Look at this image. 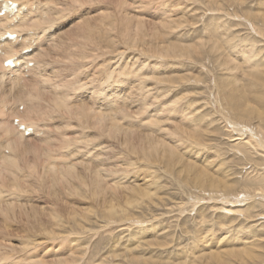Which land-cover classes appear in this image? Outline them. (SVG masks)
<instances>
[{
	"label": "rangeland",
	"instance_id": "rangeland-1",
	"mask_svg": "<svg viewBox=\"0 0 264 264\" xmlns=\"http://www.w3.org/2000/svg\"><path fill=\"white\" fill-rule=\"evenodd\" d=\"M67 1L41 0V3L45 6L43 7V12L46 13L44 17H46V20L48 19L47 23L42 25V27L38 26L39 28L31 27L33 35L28 38L30 41L26 44L30 49L28 55L33 56L35 60L37 58V61L33 60V62H30L28 69L22 73L15 75L6 73L5 78L0 80L2 81V83L0 82V136L3 128H12L11 122L15 116H22L25 122L37 126L38 129L36 134L33 129V133L25 138L13 134L11 136L14 139L12 143L13 149H9L8 145L3 143L2 138H0V212L3 211V213H0V237L3 236L2 239L5 241L4 243L0 238V252L7 256H2L3 258L0 259L12 258L13 254H15L14 257L16 258V254L24 249L22 243L41 241L43 242L41 247L45 245L41 249L53 248L52 244L54 243L49 239L48 232L42 235L41 232L43 230L41 228L46 225L45 222L52 210L59 211L60 218L67 222L69 219H67L68 216L66 214L68 213L66 210L74 208L73 211L80 218L83 216V211L87 209L91 211L89 222H92L90 224L92 231L90 235L92 237L90 238L92 240L90 239V248L88 247V264H95L106 255L105 259H103L104 264L107 261L106 264H244V262L245 264H264V197L262 198L264 196V149H262L264 148V87H261V85H264V0H233L231 3L229 0H216V3L214 0H120V2L119 0H81V2H76L78 4L74 3V5ZM116 2L120 3L118 7H115L117 5ZM81 3L88 7H83ZM110 5L111 7H109ZM71 6H79V8L75 7V9ZM93 7H97V9H93ZM108 8H111V10ZM106 9L110 11L108 15L115 20L128 14L129 17L133 14H136L135 17H137V14L140 13L141 15L138 14L136 20L139 23V16H141L145 26V30L142 32L152 35L154 30H156V37L164 41L163 45L166 47L171 44L184 45L186 48L190 47L191 56L179 59L161 57L158 53H149V51L144 50V47H149L150 45L145 46L143 43L139 44L138 51H134L135 49L131 43H129V46L127 45L129 39H123L119 35L117 27H113L114 24L111 23L109 29H105L99 26L97 20H91L89 22L97 30V36L101 37V39L110 40L114 45L110 43L111 46L106 48V55L102 57L100 63L98 61V64L103 66L87 68L85 72H82L84 76L78 75L80 77L74 80L77 83L73 82L72 77L69 80L67 79L68 82L59 83V81H62L61 77L63 78V75L67 73V70L60 68H68L67 65L55 62L53 58V60L51 59V55L48 58L40 59L38 54L41 51L36 49L35 41L45 35L44 37L48 40L45 38L41 49L51 48L56 44H65L68 39H70V42L79 43L83 40L84 33L82 31L83 22L81 23L82 25L77 26L78 21L82 18V20H86V18L88 19L103 10L107 11ZM137 11L139 12L137 13ZM261 14L263 16H260ZM161 19L169 20V22L177 21L173 28L169 26L165 29L162 26L164 22H161ZM136 20H134L133 26L136 24ZM169 22L167 21L166 24ZM43 31L46 33H43ZM63 32L65 34H62ZM131 36H134V32ZM146 38L144 39L149 40L148 36ZM149 44L151 43L149 42ZM196 46L197 48L199 47V51ZM44 52L47 53V51L41 53ZM247 59L251 60L248 61ZM54 67L60 70L58 71ZM54 70L60 74L56 72L58 73L57 76ZM119 70L121 73H119ZM122 72H124L123 75ZM255 73L257 75H254ZM70 74L68 72L66 76ZM259 74H262L260 79L263 78V81L261 82L260 80L258 82L262 84L257 82L260 77ZM168 75L173 77L182 75V77H187V79L185 82L176 83L177 85L175 84L176 86L172 87L167 82L162 81ZM111 77L113 78L112 80ZM116 78L119 79L116 80ZM73 79H75V76ZM249 81L251 83L250 86ZM255 81L259 85L255 84ZM64 82H66L67 88ZM252 83L255 84L254 87H252ZM59 84L63 85L64 88L61 87L60 89L64 94L71 92L69 97L75 109L77 104L83 103V106L79 105V107H87L88 109L91 107L92 110L97 109L96 111L107 112L109 119L107 116L105 117L104 120L108 121L106 124L110 126L114 123L113 121H117L115 123H119V130L113 132L115 130L112 128L115 127L114 125L109 127L105 124L106 126L99 127L101 124H98V122L99 128H97L94 123L95 119L93 120L92 118L89 119V121L91 120L90 122L85 119L80 120V122L79 119L75 118L70 121L66 113H58L53 110L54 114L56 111V114L63 115L54 116L51 109L50 117L48 115L50 112L47 113L49 105L48 107L46 106L48 102L43 101L48 100L50 95L52 96L53 90H56V86H60ZM28 85L29 89H34L28 91L26 89ZM140 86H142L141 89ZM17 90L24 91L23 95L15 96L14 94ZM257 90H259V94H257ZM232 91H237L236 93L238 94H248V97L245 98L244 107L242 106L236 110L229 104L228 95ZM35 92H37L38 96H36ZM45 92H49L50 95L49 93L46 95ZM260 95L263 97L262 99ZM39 96H43L40 97L43 101L41 99L38 100ZM254 99L257 101H254ZM38 102L39 110L40 106H44L40 112L36 109ZM19 105L21 106L20 109L18 108ZM32 107L36 109L35 113H33L35 110L31 109ZM247 107H254L253 114L249 112ZM112 111L115 112L113 113ZM37 112H39V116ZM190 112L192 113L190 114ZM260 112L263 114L261 115ZM42 115L44 117L40 118ZM191 115L195 116V119ZM186 116L189 117L191 121L189 123L192 124L188 125V128L190 127L194 131L189 129L191 130L190 132L195 133L197 131L195 133L196 137L199 135L200 138L193 139L194 141L191 140L188 143H181L182 146L177 153L182 159H175L174 161L163 157L160 162H155L152 165L147 163L145 159H141L138 154H134L135 152L132 150L142 145L146 138L161 139L160 137L164 135L162 139L166 140L169 137L167 141L170 142L169 133L171 130L167 129L174 130L175 125L179 126L181 124L187 126V124H183L186 123L184 120L187 118ZM167 121L169 122L168 125ZM65 124L71 130H67L68 128ZM155 124H158L159 127L162 125L165 132L164 129H160L162 126L159 128ZM105 127L111 129L109 130ZM60 128L62 129L60 130ZM100 129L101 131L99 132ZM103 130H107L108 133L107 131L103 132ZM166 130L168 133H166ZM151 134L154 135L151 136ZM239 134L245 142L243 141L241 145L236 147L231 142V139ZM166 135H168L167 138ZM125 141H127V146L124 144ZM249 141L251 142L249 143ZM140 142L141 144L138 145ZM173 144L177 146V143L173 142ZM132 145H136V147L131 149ZM33 146L36 149L41 146V150L39 149L37 152L43 153L45 156L39 153V157L37 152L32 151L35 150ZM28 149L32 151L31 154ZM245 149L248 150L245 151ZM137 151H140L139 147ZM48 152L51 155L49 157ZM21 153L24 154L22 155ZM25 154H27V157ZM15 155L17 156L14 157ZM3 157H9L12 160H9L10 164ZM27 159L28 161H26ZM32 159L35 162V166L37 165L36 167H34V164L31 166V163H34ZM139 160L141 161L139 162ZM166 160L171 161V163L166 162ZM189 161L194 166L198 165V168L196 169V166L194 167ZM17 163L18 165L16 166L18 168L14 166ZM28 163H30V167L27 166ZM189 164L190 167H186ZM32 167L33 172H36L34 171L35 169L38 170L37 173H34V175L37 174L38 176L31 174L30 170ZM199 167H201L203 174L209 172L207 174L213 178L212 180L216 182L226 181L227 185L225 183V186L227 187L224 186V182H219L223 186L221 185L218 188L208 186V183H204V181H207V179L205 180L207 177H204L205 174L203 175L198 171L200 170ZM98 168L104 171H98ZM193 168L195 170H191ZM45 169L54 173L50 174L51 172L48 173ZM68 169L71 173L68 172ZM63 171H65L64 174ZM96 172L97 175L94 174ZM194 173L198 177L201 173L203 176L200 179L203 182ZM212 174L217 177V179L215 178L216 180ZM95 176L97 179L99 178L98 181L101 180L102 184L105 182L103 184L104 189L109 190L101 198H93L85 187V184L87 186L90 182L97 183V181H94L96 180ZM103 176L107 178L108 185L106 180H103L105 179ZM194 176L200 180L199 183H197L198 180ZM82 177L83 180L81 181ZM192 179L195 180L193 181ZM108 182H110L111 186L115 185V191L107 189L110 186ZM117 182L120 185H116L115 183ZM202 184H206L207 187ZM21 188H25V191L21 190ZM124 189L126 192H124ZM133 189H137L138 193L140 191L141 193L128 192ZM110 191L111 193H109ZM112 191L115 193L112 194ZM115 194L117 195L116 198H114ZM134 194L137 195L134 196ZM110 202H112L111 205L114 208V211H112L114 221L111 223H109L106 212H104L105 209H109V206L111 207ZM27 206L30 209H34L33 214H30L32 211ZM11 208L14 209L13 213L10 211ZM5 213L6 216L4 215ZM27 214L29 215L28 217H26ZM3 215L5 218H2ZM44 215L47 217H44ZM122 216L125 217L122 218ZM117 217H119L118 220ZM120 218L124 220H120ZM72 222L73 220H70V224H64L66 227H64V232L68 231L66 229L69 228L68 226L71 227ZM128 223V229L120 225L125 224L127 227ZM75 230L77 231L79 228L76 227ZM118 230L121 231V234L120 231L118 233ZM138 231L140 232L138 233ZM12 236L19 243L12 239ZM254 236L260 242L256 241ZM5 238H11V241ZM39 238L41 239L39 240ZM223 239L226 241L224 242ZM7 242L10 243L7 245ZM87 242L90 241L88 240ZM167 243H169L168 246ZM250 243L252 244L250 245ZM4 244L6 245L4 246ZM1 246L7 247L5 249L9 254L7 251H3L4 249L2 250L3 247ZM235 246L236 248L239 247V252ZM132 248L133 250H131ZM248 248H250L249 252ZM136 249H138L137 252L135 251ZM222 249L224 251L233 249L234 254L230 253L232 252L230 251L229 253L225 252L228 254L226 255ZM251 249L255 250L252 251ZM207 252H210L211 255L217 252L220 256L218 255L219 258L213 261L218 256L214 254L216 257L211 258L214 256ZM247 252L249 255L246 254ZM222 253L223 255L221 256ZM207 255L210 258H204ZM233 255H238V258ZM48 257L50 256L45 254L46 260L50 259ZM119 257L122 259H119ZM8 259L6 262L4 260V263L0 261V264H11L14 260ZM195 259L198 261L196 262ZM209 260L211 261L208 262ZM218 260L220 262L223 260V262L220 263Z\"/></svg>",
	"mask_w": 264,
	"mask_h": 264
},
{
	"label": "bare ground",
	"instance_id": "bare-ground-1",
	"mask_svg": "<svg viewBox=\"0 0 264 264\" xmlns=\"http://www.w3.org/2000/svg\"><path fill=\"white\" fill-rule=\"evenodd\" d=\"M70 3H73V5H74V3H76V2H78V1H80L81 2V0H68ZM67 1V2H68ZM103 1H105V0H103ZM176 1V0H175ZM216 0H214V2H215ZM228 1V0H227ZM230 1V3H231V1H233V0H229ZM49 2V1H48ZM64 2H66V1H64ZM63 2V3H64ZM119 2H120V0H119ZM119 2H116V4L117 5H115V7H118V5L120 4ZM126 2V1H125ZM217 2V1H216ZM215 2V3H216ZM179 3V2H178ZM226 3V2H225ZM9 4H13V5H16V7L15 8H9ZM76 4H78V3H76ZM80 4V3H79ZM83 3H81V5H82ZM122 4V3H121ZM234 4V3H233ZM5 5H7L8 7H5ZM66 5H67V3H66ZM107 5V4H106ZM124 5V4H123ZM125 5H126V3H125ZM137 5V4H136ZM83 7H86V6H84V5H82ZM94 6V5H93ZM96 6V5H95ZM43 7H45L42 3H41V0H0V12H2L3 10H5L6 11V13H5V15L4 16H0V56H2V57H0V80H3L4 78H5V75H6V73L7 74H9V75H15V74H20V73H22L24 70H26V69H28V65H29V63L30 62H33V60H35V59H33V56H29L28 55V53H29V47H27V43L30 41L28 38L30 37V36H32L33 35V32H32V30L33 29H31V27H37V28H39L38 26H41L42 27V25H44V24H46L47 23V20H46V17H44V15L46 14V13H44L43 12ZM72 8L74 7V6H71ZM75 7H77V8H79V6H75ZM74 7V8H75ZM88 7V6H87ZM92 7V6H91ZM98 7V6H97ZM97 7H93V9L94 8H96L97 9ZM109 7H111V5L109 6ZM126 7V6H125ZM34 8H35V11H34ZM67 8H68V6H67ZM81 8V7H80ZM138 8V7H137ZM136 8V9H137ZM181 8H182V6H181ZM180 8V9H181ZM210 8V7H209ZM45 9V8H44ZM64 9H66V8H64ZM71 9V8H70ZM76 9V8H75ZM108 9H110L111 10V8H108ZM135 9V10H136ZM68 10H69V8H68ZM99 10V9H98ZM97 10V11H98ZM107 10V9H106ZM145 10V9H144ZM144 10H142V11H144ZM177 11H178V9H177ZM128 12V11H127ZM127 12H126V14H127ZM135 12V11H134ZM133 12V13H134ZM139 11H137V13H138ZM110 13V11L109 10H107V11H105V10H103V11H101V12H99L98 14H96V15H94V16H90V18H86V20H80V21H78V25L77 26H80V25H82L83 24V26H82V31H83V33H84V37H83V40L81 41V42H79V43H75V42H70V39H68L67 40V42L65 43V44H56L55 46H53V47H47V48H43V49H41V46H42V44H43V41L45 40V38L46 37H44L45 35H43V36H41V37H39L38 39V41H35V43H36V49L37 50H40L41 52H43V51H47V53L46 52H44V53H41V52H39V54H38V57L40 58V59H44L45 57H49L50 55H51V59L53 58L54 59V61L56 62H61V63H65L66 65H67V67L68 68H60V69H65V70H67V73L69 72V73H71L70 75H68V76H66V74L65 75H63V74H61V75H63L64 77H66L64 80H63V78L61 77V76H59V77H61V79H62V81H59V83H61V82H63V81H67L68 82V80H69V78H71L72 77V80H73V82H75L74 80H76V79H78L77 77H80V76H78V75H83L84 76V74L82 73L83 71L85 72L86 71V69L87 68H93L94 66H101L102 64H98V61H99V63L101 62V60H102V57L103 56H105L106 55V53H107V51H106V48H108V46H111L110 45V43H111V41L110 40H108V39H101V37H99V36H97V30L95 29V28H93L92 27V25H91V23L89 22V21H91V20H97V22H98V24H99V26L101 27V28H105V29H109V26H111V23L112 24H114V28L115 27H117V30H118V33H119V35L123 38V39H125V38H128L129 39V42H127V45L129 46L130 44L129 43H131L132 44V46L134 47V51H138V47H139V44H141V43H143V45H150L149 47H144V50H147V51H149V53L151 52V53H153V52H155V53H158V55H160L161 57H166V58H183V57H186V56H188L189 57V55H190V47L189 48H186L184 45V47L182 46V45H170V46H165V45H163L164 44V41H162V40H160V38L159 39H157L158 37H156V30H154V32H153V34L152 35H150V34H148L147 32L146 33H144V32H142L143 30H145V26L143 25V21H142V18H141V16H139V18H140V20H139V23L137 22L138 20H136L137 19V17H138V14H140V13H138L137 14V17H135V15L136 14H133V15H130L131 17H129L128 15H126V16H124V17H119L117 20H115V19H113V18H111V16L110 15H108ZM117 14V13H116ZM114 15V14H113ZM141 15V14H140ZM175 16V15H174ZM260 16H263L262 14L260 15ZM165 17V16H164ZM184 17V16H183ZM223 17V16H222ZM85 18V17H84ZM183 19V18H182ZM134 20H136V24L133 26V22H134ZM219 20V19H218ZM230 20V19H229ZM111 21V22H110ZM168 22H169V20H167ZM166 19H164V20H162L161 19V22H164V23H162V26L163 27H165V29H167L169 26L170 27H172L173 28V26H175V23H176V21H175V19H174V21L175 22H169V23H167L166 24ZM172 21H173V19H172ZM181 21V20H180ZM223 21H224V19H223ZM83 22V23H82ZM85 22V23H84ZM183 22V21H182ZM82 23V24H81ZM157 23V22H156ZM181 23V22H180ZM179 23V24H180ZM185 23V22H184ZM166 24V25H165ZM132 25V26H131ZM75 26V25H74ZM155 26H156V24H155ZM161 26V25H160ZM157 28V27H156ZM171 28V29H172ZM71 29V28H70ZM69 29V30H70ZM73 29V28H72ZM170 29V28H169ZM35 30V29H34ZM177 30V29H176ZM163 31V30H162ZM67 32H69V31H67ZM134 32V36H131V34ZM159 32V31H158ZM195 32V31H194ZM219 32V31H218ZM43 33H46L45 31H43ZM155 33V34H154ZM216 33V32H215ZM15 35L16 36V38H14V39H10V38H8V35ZM62 34H65V32H63ZM218 34V33H217ZM169 35V34H168ZM245 35V34H244ZM58 36H60V35H58ZM146 36H148L149 37V40H146V39H148V38H146ZM62 37V36H61ZM161 37V36H160ZM168 37V36H167ZM178 37H180V36H178ZM42 38H44V39H42ZM58 38V37H57ZM63 38V37H62ZM144 38H146V39H144ZM59 39V38H58ZM64 39V38H63ZM46 40H48L47 38H46ZM157 40H158V42H157ZM245 41H247V40H245ZM149 42L151 43V44H149ZM169 42V41H168ZM61 43V42H60ZM144 43H146V44H144ZM161 43V44H160ZM174 43V42H173ZM180 43V42H179ZM111 44H113L114 45V43H111ZM241 44V43H240ZM254 47V46H253ZM142 48H143V46H142ZM141 48V49H142ZM196 48H197V46H196ZM199 48V47H198ZM197 48V49H198ZM140 49V50H141ZM251 49V48H250ZM143 50V51H144ZM200 49H198V51H199ZM247 50V49H246ZM194 51H195V49H194ZM256 51V50H255ZM97 52V53H96ZM99 52H100V54H99ZM193 52V51H192ZM138 53V52H137ZM140 53V52H139ZM154 53V54H155ZM195 53V52H194ZM193 54V53H192ZM100 55V56H99ZM152 55V54H151ZM35 56V55H34ZM191 56V55H190ZM193 56V55H192ZM196 56V55H195ZM247 57V56H246ZM253 57V56H252ZM255 57V56H254ZM35 58H36V56H35ZM52 59V60H53ZM47 60V59H46ZM235 60V59H234ZM248 61L249 60H251V59H247ZM37 61V58H36V60H35V62ZM54 61H51V62H54ZM228 61V60H227ZM230 61V60H229ZM237 61V60H236ZM6 62H11L12 63V65L11 66H5V63ZM54 62V63H55ZM252 62H254L253 60H252ZM232 63H235V62H232ZM259 63V62H258ZM58 65H59V63H57ZM56 64V65H57ZM115 64V63H114ZM252 64V63H251ZM51 65V64H50ZM62 65V64H61ZM65 65V66H66ZM120 65V64H119ZM259 65V64H258ZM103 66V65H102ZM122 66V65H121ZM120 66V67H121ZM62 67H64V66H62ZM99 67H98V69H99ZM115 67V66H114ZM55 68V67H54ZM118 68V67H117ZM117 68H116V70H117ZM136 68V67H135ZM56 69V68H55ZM59 69V70H60ZM96 69H97V67H96ZM133 69V68H132ZM56 70H58V69H56ZM58 70V71H59ZM142 70V69H141ZM141 70H140V72H141ZM58 71H56V72H58ZM88 71V70H87ZM105 71V70H104ZM113 71H115L114 69H113ZM122 71V70H121ZM125 71V70H124ZM145 71V70H144ZM18 72V73H17ZM54 72H55V70H54ZM53 72V73H54ZM55 72V74L57 75L58 73H56ZM90 72V71H89ZM92 72H94V71H92ZM252 72V71H251ZM80 73H82V74H80ZM119 73H121L120 72V70H119ZM130 73V72H129ZM258 73V72H257ZM257 73H255L254 75H257ZM54 74V75H55ZM60 74V73H59ZM90 74V73H89ZM115 74V73H114ZM124 74V72H122V75ZM127 74V73H126ZM141 74V73H140ZM55 75V76H56ZM132 75V74H131ZM58 76V75H57ZM74 76H75V79H73L74 78ZM92 76V75H91ZM115 76V75H114ZM113 76V77H114ZM155 76V75H154ZM161 76V75H160ZM260 76V77H259ZM259 79L257 80V78H256V80H257V82L258 81H260L261 80V82L263 81L262 79H260L261 78V76H262V74L260 75L259 74ZM125 77H126V75H125ZM124 77V78H125ZM190 77V76H189ZM41 78V77H40ZM57 78V77H56ZM90 78V77H89ZM123 78V79H124ZM141 78V77H140ZM158 78V77H157ZM252 78V77H251ZM60 79V78H59ZM68 79V80H67ZM113 78L111 77V80H112ZM115 79V78H114ZM117 79H119V78H116V80ZM186 79H187V77H182V75H179V77H173V76H166V78L165 79H162V81H164V82H167L168 84H169V86L171 85L172 87H174V86H176L177 84L176 83H183V82H185L186 81ZM189 79V78H188ZM88 80V79H87ZM91 80V79H90ZM110 81V80H109ZM114 81V80H113ZM112 81V82H113ZM142 81H143V79H142ZM149 81H151V80H149ZM178 81V82H177ZM1 83H2V81H0ZM51 82H53V81H51ZM56 82V81H55ZM80 82V81H79ZM111 82V81H110ZM147 82V81H146ZM259 83V84H262V83ZM65 84H66V82H64ZM75 83H77V82H75ZM101 83V82H100ZM105 83V82H104ZM116 83L118 84V82L116 81ZM140 83V82H139ZM156 83V82H155ZM166 83V84H167ZM258 83H256V81H255V84H257V85H259ZM264 83V82H263ZM85 84V83H84ZM94 84V83H93ZM142 84V83H141ZM149 84V83H148ZM176 84V85H175ZM250 81H249V86H250ZM255 84H253L252 83V87H254V85ZM60 85V84H59ZM140 85V84H139ZM144 85H146V84H144ZM56 86V85H55ZM65 86V85H64ZM32 87H34V86H32ZM61 87H63V85L61 86H56V90H53L54 92L52 93V96L50 95V93H49V95H50V97H48L49 99L48 100H42L40 97H43V96H39L38 97V100L39 99H41L43 102H48V104L46 105L45 103V105L48 107V105H49V111H47V107L45 108V110L47 111V113H49L50 112V109L52 110L51 112L53 113V110H56L58 113H66L68 116H69V118H70V121L71 120H73L74 118L75 119H79V121L80 120H83V119H85L86 121H89V119L90 118H92L93 120H94V123L97 125L96 127L97 128H99V127H103V126H106V125H108V124H106L108 121H106V120H104L105 119V117L107 116V112L106 113H104L103 111H96V110H92V108L90 107L89 109L87 108V107H79V105H81V106H83L82 104L83 103H81V104H77L76 105V109H75V106L71 103V101H70V97H69V94H71V92L70 93H63V91L60 89ZM141 87L142 86H140V89H141ZM144 87V86H143ZM255 87H257V86H255ZM260 87V86H259ZM261 87H264V85L262 86L261 85ZM260 87V88H261ZM64 88V87H63ZM66 88H67V84H66ZM145 88V87H144ZM170 88V87H169ZM259 88V89H260ZM26 89L29 91L30 89H34V88H30L29 89V85L28 86H26ZM55 89V88H54ZM69 89H71V88H69ZM73 89H75V88H73ZM151 89H152V87H151ZM254 89H257V88H254ZM165 90V89H164ZM37 91V90H36ZM173 91V90H172ZM242 91V90H241ZM247 91V90H246ZM256 91V90H255ZM258 91L259 90H257V94H259L258 93ZM38 92V91H37ZM37 92H35L36 93V96H38L37 95ZM228 92H230V91H228ZM227 92V93H228ZM237 92V91H236ZM236 92H233L232 91V93H230L228 96V99H229V104L233 107V108H236V110L237 109H239L240 107H242L243 105H244V103H245V98L246 97H248V94H238V93H236ZM245 92V91H244ZM23 93H24V91L22 92V91H19V90H17L16 91V93L14 94L15 96H17V97H19V96H21V95H23ZM31 93V92H30ZM44 93V92H43ZM48 93H46L45 92V94L47 95ZM168 93V92H167ZM247 93V92H246ZM44 94V95H45ZM263 94V93H262ZM261 94V95H262ZM12 95V94H11ZM25 95L27 96V94L25 93ZM39 95H40V91H39ZM42 95V94H41ZM227 95V94H226ZM260 95V97H261V99L263 98L262 96ZM264 95V94H263ZM32 96H34V95H32ZM128 97V96H127ZM131 97V96H130ZM9 98V97H8ZM32 98H34V97H32ZM32 98H30V99H32ZM46 98H47V96H46ZM139 98V97H138ZM143 98V97H142ZM161 98V97H160ZM251 98V97H250ZM253 98V97H252ZM36 99V98H35ZM44 99H45V97H44ZM162 99V98H161ZM256 99H258V98H256ZM15 100V99H14ZM13 100V101H14ZM37 100V101H38ZM226 100V99H225ZM249 100V99H248ZM263 100H264V98H263ZM36 101V102H37ZM129 101V100H128ZM142 101V100H141ZM254 101H257V100H255L254 99ZM226 102V101H225ZM260 102H261V100H260ZM249 103H250V101H249ZM257 103V102H256ZM35 104V103H34ZM41 104H42V102H41ZM114 104V103H113ZM117 104V103H116ZM21 105V104H20ZM19 105V109H20V106ZM35 105H37V104H35ZM128 105V104H127ZM38 106H39V102H38V105H37V108L36 109H38ZM113 106V105H112ZM246 106V105H245ZM263 106V105H262ZM41 108L43 107L44 108V106H40ZM107 107V106H106ZM206 107V106H205ZM244 107V106H243ZM41 108H40V110H41ZM42 108V109H43ZM110 108V107H109ZM123 108V107H122ZM248 108V107H247ZM249 108H251V109H249ZM248 108V110H249V112L250 113H252L253 114V108L254 107H249ZM262 108V107H261ZM31 109H34V107H32ZM36 109H34L35 111H33V113H35L36 112ZM111 109V108H110ZM116 109V108H115ZM263 109V108H262ZM39 110V109H38ZM40 110H39V112H40ZM101 110V109H100ZM256 110H257V107H256ZM264 110V109H263ZM44 111V110H43ZM56 111H55V114L53 113V115L54 116H63L62 114H56ZM93 111V112H92ZM145 111H147V110H145ZM39 112H37V114H38V116H39ZM51 112L48 114V115H50L51 114ZM113 112V111H112ZM115 112V111H114ZM113 112V113H114ZM236 112V111H235ZM234 112V113H235ZM239 112V111H238ZM257 112V111H256ZM112 113V114H113ZM144 113V112H143ZM176 113V112H175ZM192 112H190V114H191ZM249 113V114H250ZM261 113V112H260ZM264 113V112H263ZM263 113H261V115L263 114ZM32 114V113H31ZM40 114H42V113H40ZM45 114V113H44ZM120 114V113H119ZM194 114V113H193ZM192 114V115H193ZM36 115V114H35ZM47 115V114H46ZM53 115H52V117H53ZM170 115V114H169ZM189 115V114H188ZM191 115V116H192ZM258 115H260V114H258ZM260 115V116H261ZM37 116V115H36ZM58 116V117H59ZM68 116H66V117H68ZM110 116V115H109ZM117 116V115H116ZM119 116V115H118ZM143 116V115H142ZM44 117V115H42V117H40V118H43ZM46 117V116H45ZM50 117H51V115H50ZM57 117V118H58ZM187 117V116H186ZM193 117V116H192ZM195 117V116H194ZM193 117V119H195ZM259 117V116H258ZM48 118V117H47ZM56 118V117H55ZM61 118V117H60ZM65 118V117H64ZM98 118V119H97ZM107 118H108V116H107ZM251 118H252V116H251ZM261 119H262V117H260ZM59 119V118H58ZM67 119V118H66ZM109 119V118H108ZM114 119V118H113ZM122 119H124V118H122ZM162 119V118H161ZM260 119V121H262ZM116 120V119H115ZM120 120H121V118H120ZM185 121H186V123H183V124H187V126H185V125H179V126H177V125H175V128H173L174 130H172V129H167V130H171V132L169 133V135H170V142H168L167 141V139H169V137L167 138V136L168 135H166V140H164V139H162V137L164 136H162V137H160L161 139H159V138H153L152 139V137L151 138H146L145 139V141H143L142 142V145H140L141 144V142L138 144V145H140V146H138L139 148H140V151L138 152L137 151V148L138 147H136V145L134 146V145H132L133 147L131 148V149H134L135 147V149L134 150H132V151H134L135 153V155H139L140 157H141V159H145V161H147V163H151L152 165H153V163H155V162H160V160H162L161 158H163V157H165V158H168V159H171V160H174L175 161V159L176 160H180V159H182V157L177 153V151H179L180 149L179 148H181V146H182V144L181 143H188V142H190L191 140H193V139H196V138H198L199 137V135H198V137H196V132L197 131H195V133H193L194 131L192 130V128H188V125L190 126V125H192V124H190L189 122H191L190 120H189V117H187V118H185L184 119ZM199 120V119H198ZM208 120V119H207ZM258 120H259V118H258ZM15 121H17V122H15ZM86 121H85V123H86ZM91 121V120H90ZM89 121V122H90ZM96 121V122H95ZM106 121V122H105ZM125 121V120H124ZM164 121H166V120H164ZM169 122H170V120H168ZM167 121V125H168V122ZM203 121V120H202ZM237 121V120H236ZM242 121V120H241ZM81 122V121H80ZM97 122H98V124L100 123L101 124V126H99L98 124H97ZM110 122V121H109ZM114 123H112L111 125L113 126H115V127H112L113 128V132H116V131H118L119 130V127H118V124L119 123H115V122H117V121H113ZM141 122V121H140ZM16 123V124H15ZM122 123V122H121ZM120 123V124H121ZM159 123V122H158ZM175 123V122H174ZM173 123V124H174ZM89 125H90V123H88ZM92 124H93V121H92ZM91 124V126L92 127H94V125H92ZM106 124V125H105ZM164 124V123H163ZM172 124V123H171ZM194 124V123H193ZM11 125H12V128L11 129H7V128H3L2 129V131H1V136H0V138H2V140H3V143H5L6 145H8L7 147L9 148V149H13V147H12V143L14 142V139H13V137H11L13 134H17V135H19V136H21L22 138H25V137H28V136H30L32 133H33V129H34V132H35V134L38 132V129H37V126H34V125H32V124H29V123H27V122H25V120L23 119V117L22 116H15L13 119H12V122H11ZM83 125V124H82ZM81 125V126H82ZM86 125H87V123H86ZM110 125V126H111ZM156 126H158L159 127V125L158 124H155ZM154 125V126H155ZM237 125V124H236ZM65 126H67L66 124H65ZM99 126V127H98ZM109 126V125H108ZM109 126V127H110ZM130 126V125H129ZM162 126V125H161ZM160 126V127H161ZM165 126V125H164ZM24 128V130H22L21 128ZM84 127V126H83ZM107 128V127H105V128H107V129H111V128ZM145 127V126H144ZM147 127V126H146ZM159 127V128H160ZM68 128V129H67ZM67 130H69L70 128H69V126H67ZM90 129H92L91 127H89ZM126 128V127H125ZM154 128V127H153ZM31 130V133L30 134H26V131H28V130ZM62 128H60V130H61ZM65 129V130H66ZM94 129V128H93ZM160 129H164L163 128V126H162V128H160ZM189 129H191L193 132H190L191 130H189ZM59 130V129H58ZM71 130V129H70ZM95 130H96V128H95ZM105 130V129H104ZM103 130V132H106V131H104ZM155 130H156V127H155ZM167 130H166V133H168L167 132ZM11 131H12V133H11ZM101 131V129L99 130V132ZM142 131V130H141ZM158 131V130H157ZM64 132V131H63ZM67 132V131H66ZM164 132H165V129H164ZM240 132V131H239ZM60 133V132H59ZM107 133H108V131H107ZM160 134V133H159ZM159 134H157V135H159ZM199 134V133H198ZM200 134H201V132H200ZM242 134H243V132H242ZM241 134V135H242ZM154 135V134H153ZM152 134H151V136H153ZM157 135H155V136H157ZM203 135V134H202ZM236 135V134H235ZM94 136V135H93ZM104 136H106V135H104ZM161 136V135H160ZM243 136V135H242ZM244 137V136H243ZM31 138V137H30ZM104 138V137H103ZM200 138V137H199ZM198 138V139H199ZM245 138V137H244ZM247 138V137H246ZM98 139V138H97ZM116 139V138H115ZM130 140V139H129ZM246 140V139H245ZM96 141V140H95ZM141 141V140H140ZM186 141V142H185ZM194 141V140H193ZM244 141V139L240 136V134L239 135H237V136H234L232 139H231V142L233 143V145L234 146H236V147H238V145H241V143ZM102 142V141H101ZM106 142V141H105ZM129 142V141H128ZM173 142L174 143H177L176 145L177 146H174L175 144H173ZM196 142V141H195ZM205 142V141H204ZM245 142V141H244ZM246 142H248V141H246ZM251 141H249V143H250ZM130 143V142H129ZM197 143V142H196ZM202 143V142H201ZM124 144L127 146V141H125L124 142ZM181 144V145H180ZM191 144V143H190ZM259 144H261L260 142H259ZM27 145V144H26ZM35 145H37V144H35ZM231 145V144H230ZM246 145H248V144H246ZM258 145V144H257ZM37 146H39V145H37ZM36 146V147H37ZM193 146V145H192ZM197 147H199V146H197ZM203 147H205V146H203ZM232 147V146H231ZM259 147V146H258ZM33 148H34V146H33ZM40 148H41V146H40ZM39 147L36 149V148H34L35 150H32L33 152H37V150H39L40 149ZM110 148V147H109ZM130 148V147H129ZM248 148V147H247ZM260 148H261V146H260ZM23 149V148H22ZM53 149H55V148H53ZM183 149H184V147H183ZM197 149V148H196ZM256 149V148H255ZM262 149H264V148H262ZM15 151H18V150H16V149H14ZM21 150V149H20ZM29 150V149H28ZM41 150V149H40ZM182 150V149H181ZM202 150V149H201ZM211 150V149H210ZM246 150H248V149H245V151ZM250 150H251V148H250ZM249 150V151H250ZM260 150V149H259ZM258 150V151H259ZM14 151V152H15ZM30 151V150H29ZM29 151H27V152H29ZM32 151H30V154H31V152ZM46 151V150H45ZM50 151V150H49ZM107 151V150H106ZM214 151V150H213ZM20 152V151H19ZM18 152V153H19ZM25 152H26V150H25ZM43 152V151H42ZM252 152V151H251ZM38 153V152H37ZM37 153H35V154H37ZM40 153V152H39ZM39 153H38V156L40 157V155H39ZM53 153V152H52ZM105 153V152H104ZM108 153V152H107ZM179 153H181V152H179ZM22 154V153H21ZM24 154V153H23ZM22 154V155H23ZM30 154H28V155H30ZM33 154V153H32ZM41 154V153H40ZM213 154V153H212ZM26 155V157H27V154H25ZM41 155H43V153L41 154ZM106 155V154H105ZM187 155V154H186ZM217 155V154H216ZM17 155H15L14 157H16ZM20 156V155H19ZM43 156H45V155H43ZM49 156H51L50 155V153L48 152V157ZM30 157H33V156H30ZM98 157V156H97ZM123 157V156H122ZM3 158H5V160L6 161H8L7 163H9V160L10 161H12L11 159H9V157H3ZM19 158V157H18ZM22 158V157H21ZM23 158H24V156H23ZM36 158L38 159V157H37V155H36ZM108 158V157H107ZM14 159H16V158H14ZM24 159H26V158H24ZM31 159V158H30ZM49 159V158H48ZM33 160V159H32ZM105 160V159H104ZM190 160V159H189ZM26 161H28V159L26 160ZM47 161H49V160H47ZM141 160H139V162H140ZM164 161V160H163ZM197 161V160H196ZM218 161V160H217ZM248 161V160H247ZM23 162H25V160H23ZM33 162H34V160H33ZM37 162H39V161H37ZM99 162V161H98ZM166 162H170L171 163V161H169V160H166ZM165 162V163H166ZM190 162V161H189ZM193 162V161H192ZM213 162V161H212ZM13 163V162H12ZM21 163V162H20ZM191 163V162H190ZM209 163V162H208ZM211 163V162H210ZM215 163H216V161H215ZM10 164V163H9ZM32 165L31 166H33V164H34V167H36L35 166V162L34 163H31ZM37 164V163H36ZM38 164H40V163H38ZM185 164V163H184ZM191 164H193V163H191ZM197 164V163H196ZM214 164V163H213ZM14 165V164H13ZM13 165H11V166H13ZM16 165H18V163L17 164H15L14 166H16ZM30 165V163H28V165L27 166H29ZM47 165V164H46ZM148 165H150V164H148ZM155 165V164H154ZM10 166V167H11ZM88 166V165H87ZM193 166H194V164H193ZM196 166V169L198 168L197 166L198 165H195ZM194 166V167H195ZM17 168H18V166H16ZM21 167V166H20ZM30 167V166H29ZM83 167V166H82ZM94 167V166H93ZM99 167V166H98ZM156 167H157V165H156ZM186 167H190V164L188 165V166H186ZM202 167V166H201ZM201 167H199V169L201 168ZM207 167V166H206ZM25 168H26V166H25ZM192 168V167H191ZM16 169V168H15ZM26 169H28V168H26ZM31 169V168H30ZM37 169H38V167H37ZM81 169V168H80ZM97 169V168H96ZM149 169V168H148ZM151 169V168H150ZM154 169V168H153ZM159 169V168H158ZM220 169V168H219ZM18 170V169H17ZM32 170V171H31ZM30 170V172H32L31 174H33L34 175V173H37L38 172V170H34V171H36V172H33V167H32V169ZM44 170V169H43ZM46 170V169H45ZM79 170V169H78ZM103 170V169H102ZM184 170V169H183ZM191 170H195L194 168L193 169H191ZM203 170H206V169H203ZM223 170V169H222ZM47 171V170H46ZM46 171H44V172H46ZM73 171V170H72ZM76 171V170H75ZM96 171V170H95ZM98 171H101L100 170V168H98ZM104 171V170H103ZM103 171H101V172H103ZM198 171H200L201 173H202V170L200 169V170H198ZM41 172V171H40ZM48 172V171H47ZM49 172H51V171H49ZM48 172V173H49ZM64 172L65 171H63V174H64ZM68 172H70V170L68 169ZM67 172V173H68ZM100 172V173H101ZM195 172V171H194ZM203 172H205V171H203ZM48 173H46V174H48ZM54 172H51L50 174H53ZM66 173V174H67ZM71 173V172H70ZM99 173V174H100ZM200 173V176L198 177V176H196L197 174L196 173H194L195 174V176L196 177H198L199 179H200V177H202L204 174H205V176L204 177H207V178H205V180L207 179V181H204V183L206 182V184L208 183L209 185L208 186H211V187H216V188H218V187H220L221 185H220V183L221 182H224V186H225V183H226V185H227V182L226 181H214V180H212L213 178H211V176H209L207 173H209V172H205L203 175ZM215 173V172H214ZM31 174H29V175H31ZM69 174V173H68ZM95 175H97V172L96 173H94ZM103 174V173H102ZM179 174V173H178ZM199 174V173H198ZM219 174V173H218ZM225 174H227V173H225ZM37 175V174H36ZM36 175H34V176H36ZM55 175V174H54ZM58 175V174H57ZM76 175V174H75ZM150 175V174H149ZM152 175H154V174H152ZM188 175V174H187ZM38 176V175H37ZM73 176V175H72ZM79 176H81V175H79ZM94 176V175H93ZM189 176V175H188ZM194 176V178L196 179V180H198L196 177ZM212 176H214L213 174H212ZM32 177V176H31ZM44 177V176H43ZM61 177H63V176H61ZM74 177V176H73ZM96 177V176H95ZM95 177H94V179H95ZM98 177H100L99 175H98ZM104 178H105V176H103ZM107 177V176H106ZM203 177V178H204ZM41 178V177H40ZM56 178H57V176H56ZM55 178V179H56ZM188 178V177H187ZM217 179V177H215L214 176V179ZM16 179V178H15ZM37 179H39L38 177H37ZM43 179V178H42ZM41 179V180H42ZM80 179V178H79ZM93 179V178H92ZM93 179V180H94ZM99 179V178H98ZM98 179H97V177H96V180H94V181H97V183L96 182H90L89 184H87V186H86V184H85V187L88 189V192H89V194H91V196L93 197V198H95V197H99V198H101V196H103L104 195V193L107 191H109V190H106V189H104L105 187L103 186V184L105 183V182H103V184H102V182H100L101 180H99L98 181ZM103 179V178H102ZM183 179H184V181H185V178L183 177ZM194 179V180H195ZM215 179V180H216ZM40 180V179H39ZM58 180V179H57ZM83 180V177H82V179H81V181ZM103 180H106V184H107V178H105V179H103ZM193 180V179H192ZM193 180V181H194ZM200 180H202V179H200ZM200 180H198V182L197 183H199L200 182ZM17 181V180H16ZM22 181V180H21ZM38 181V180H37ZM62 181V180H61ZM87 181V180H86ZM15 182V181H14ZM18 182V181H17ZM196 182V181H195ZM202 182H203V180H202ZM5 183V182H4ZM20 183H22V182H20ZM35 183V182H34ZM43 183V182H42ZM102 184V185H100V184ZM109 184H110V182H108ZM24 184V183H23ZM113 184V183H112ZM116 185L118 184V182L117 183H115ZM129 184V183H128ZM153 184V183H152ZM206 184L204 185V184H202V185H204L205 187H207L206 186ZM15 185V184H14ZM18 185V184H17ZM22 185V184H21ZM44 185V184H43ZM42 185V186H43ZM108 185V184H107ZM118 185H120V184H118ZM83 186V185H82ZM223 186V185H222ZM37 187V186H36ZM84 187V188H85ZM119 188H122V187H120V186H118ZM125 187H127V186H125ZM124 187V188H125ZM225 187H227V186H225ZM224 187V189L226 190V188ZM26 188V187H25ZM25 188H21V190H24L25 191ZM39 188V187H38ZM210 188V187H209ZM209 188H207V189H209ZM215 188V189H216ZM223 188V187H222ZM237 188V187H236ZM40 189V188H39ZM45 189H46V187H45ZM81 189V188H80ZM107 189H110V190H113V191H115L116 190V188H115V185L114 186H111V184H110V186H108L107 187ZM123 189V188H122ZM125 189H127V188H125ZM125 189H124V192H126L125 191ZM211 189H213V188H211ZM27 190V189H26ZM128 190V189H127ZM200 190V189H199ZM233 190V189H232ZM31 191H33V190H31ZM34 191H35V188H34ZM81 191V190H80ZM112 191V192H113ZM120 191H121V189H120ZM207 191V190H206ZM230 191H231V189H230ZM28 192V191H27ZM42 192V191H41ZM128 192H131V193H138V190L137 189H133V190H129ZM227 192V191H226ZM229 192V191H228ZM263 192V191H262ZM30 193V192H29ZM109 193H111V191L109 192ZM115 192H113L112 194H114ZM116 193H117V191H116ZM141 193V191L138 193V194H140ZM239 193H240V191H239ZM246 193V192H245ZM261 193V192H260ZM82 194V193H81ZM111 194V195H112ZM228 194V193H227ZM230 194H232V192H230ZM257 194V193H256ZM117 195H118V193H117ZM117 195L115 194V197L114 198H116L117 197ZM137 194H134V196H136ZM262 195V194H261ZM228 196H229V194H228ZM231 196V195H230ZM240 196V195H239ZM213 197V196H212ZM264 196H262V198H263ZM226 198V197H225ZM253 198V197H252ZM235 199V198H234ZM257 199V198H256ZM259 200H261V199H259ZM131 201V200H130ZM224 201V200H223ZM227 201H228V199H227ZM233 201V200H232ZM253 201V200H252ZM108 203V202H107ZM111 203L112 202H110V205H111ZM114 203V202H113ZM251 203V202H250ZM103 204V203H102ZM117 204V203H116ZM192 204H193V202H192ZM26 205V204H25ZM28 205H30V204H28ZM33 205V204H32ZM104 205H105V203H104ZM244 205V204H243ZM66 206V205H65ZM107 206V205H106ZM226 206V205H225ZM7 207V206H6ZM9 207H11V206H9ZM13 207V206H12ZM28 207V206H27ZM27 207H26V209H27ZM32 207H34V206H32ZM40 207V206H39ZM201 207V206H200ZM223 207V206H222ZM2 208V207H1ZM111 208V209H110ZM171 208V207H170ZM19 209V208H18ZM21 209V208H20ZM23 209H24V207H23ZM28 209H30L29 207H28ZM31 209H33V208H31ZM30 209V211H32V213L30 212V214H33L34 212V209L33 210H31ZM37 209V208H36ZM73 209L74 208H72V209H69L68 211L66 210V212L68 213V214H66L68 217H67V219H69V220H67V222H65V220H63V219H61L60 218V212L59 211H55V210H52L50 213H49V215H48V218H47V221L45 222L46 223V225L43 227V228H41V230H43V232H41V234L42 235H44L46 232H48V235L50 236V240H52L53 241V243L54 244H52L54 247L53 248H50V249H48V248H46L45 250L44 249H41L43 246H45V245H43L42 247H41V245H42V243L43 242H30V243H22V245H24V249H22L21 250V252L19 253L18 252V254H16L17 256H16V258L14 257L15 256V254H11V256H13L12 258H10L9 257V259L8 260H11V259H14L13 261H12V263L11 264H88L89 263V254H88V249L90 248V243H91V240H92V238H90V237H92V236H90L91 235V233H92V231H91V229H90V224H92V222L90 223L89 221H90V213H91V211H89L88 209L86 210V211H83L82 212V217L80 218L79 216H77V214H75V212L73 211ZM124 209H126V208H124ZM128 209V208H127ZM17 210V209H16ZM15 210V211H16ZM25 210V209H24ZM101 210V209H100ZM108 210V211H107ZM107 210L105 209L104 210V212H106V216H107V219H109L108 221H109V223H111L112 221H114L113 219H114V214H112V211H114V208H113V206L111 205V207L109 206V209L107 208ZM120 210V209H119ZM119 210H118V212H119ZM187 210V209H186ZM1 211V210H0ZM11 213H13L12 211H14V209H12L11 208ZM37 211V210H36ZM35 211V212H36ZM39 211H40V209H39ZM71 211H73V212H71ZM100 212V211H99ZM102 212V211H101ZM117 212V213H118ZM171 212H172V210H171ZM0 213H3V211L2 212H0ZM7 213V212H6ZM6 213L4 214L5 216H6ZM21 214H22V212H20ZM19 213V214H20ZM24 214H25V212H23ZM38 213V212H37ZM183 213V212H182ZM186 213V212H185ZM240 213V212H239ZM14 214H16V213H14ZM44 214V213H43ZM125 214V213H124ZM151 214V213H150ZM194 214V213H193ZM2 215V214H1ZM4 215H3V217L2 218H5L4 217ZM17 215V214H16ZM120 215V214H119ZM131 215H133V214H131ZM7 216H9V215H7ZM10 216H11V214H10ZM25 216V215H24ZM29 215L27 214L26 215V217H28ZM38 216V215H37ZM65 216V215H64ZM173 216V215H172ZM258 216V215H257ZM1 217V216H0ZM12 217H13V214H12ZM17 217V216H16ZM44 217H47V216H45L44 215ZM120 217V216H119ZM119 217H117V220H118V218ZM123 217H125V216H122V218ZM9 218V217H8ZM38 218H40V217H38ZM64 218H66V217H64ZM106 218V217H105ZM122 218H120V220L122 219ZM193 218V217H192ZM97 219V218H96ZM126 219V218H125ZM176 219V218H175ZM10 220V219H9ZM21 220H23V219H21ZM70 220L72 221L73 220V222L71 223V227L70 226H68L69 228L68 229H66V230H68L67 232H64L63 230H64V227H65V223H68V224H70ZM122 220H124V219H122ZM159 220V219H158ZM229 220V219H228ZM7 221H8V219H7ZM92 221H93V219H92ZM101 221V220H100ZM107 221V220H106ZM126 221V220H125ZM125 221H124V223H125ZM254 221V220H253ZM2 222V221H1ZM115 222H116V220H115ZM121 222H123V221H121ZM127 222V221H126ZM149 222V221H148ZM7 223V222H6ZM97 223V222H96ZM130 223V222H129ZM129 223H128V226L126 227V225L125 224H120L121 225V227H125L126 229H128L129 228ZM139 223V222H138ZM144 223V222H143ZM146 223V222H145ZM131 225V224H130ZM164 225V224H163ZM76 227H78L79 228V230H75V228ZM158 227V226H157ZM179 227V226H178ZM234 227V226H233ZM66 228V227H65ZM104 228V227H103ZM106 228V227H105ZM140 228V227H139ZM185 228V227H184ZM254 228V227H253ZM102 229V228H101ZM109 229V228H108ZM147 229V228H146ZM121 230H123V229H121ZM102 231H103V229H102ZM111 231V230H110ZM119 231L120 230H118V233H119ZM125 231H127V230H125ZM173 231V230H172ZM233 231V230H232ZM60 232H61V234H60ZM99 232H101V231H99ZM105 232V231H104ZM108 232V231H107ZM133 232V231H132ZM140 231H138V233H139ZM229 232V231H228ZM251 232V231H250ZM7 233V232H6ZM103 233V232H102ZM181 233V232H180ZM234 233V232H233ZM236 233H237V231H236ZM99 234V233H98ZM120 234H121V231H120ZM251 234V233H250ZM103 235V234H102ZM101 235V236H102ZM255 235H257L256 234V232H255ZM7 236V235H6ZM114 236V235H113ZM130 236H131V234H130ZM158 236V235H157ZM210 236V235H209ZM3 237V236H2ZM2 237H0L1 239H2ZM5 237V236H4ZM13 237V236H12ZM97 237H99V236H97ZM124 237H126V236H124ZM188 237V236H187ZM225 237H228V236H225ZM224 237V238H225ZM255 237V236H254ZM257 237H258V235H257ZM112 238V237H111ZM167 238V237H166ZM171 238V237H170ZM251 238V237H250ZM256 238V237H255ZM254 238V239H255ZM260 238V237H259ZM6 240H8L7 238H5ZM11 239V238H10ZM9 239V240H10ZM12 239H15L14 237L12 238ZM18 239V238H17ZM41 238H39V240H40ZM42 239H44V238H42ZM91 239V240H90ZM226 240H227V238H225ZM8 240V241H9ZM16 240V239H15ZM90 241V242H87V241ZM129 240V239H128ZM179 240V239H178ZM198 240V239H197ZM209 240V239H208ZM224 240V239H223ZM226 240H224V242L226 241ZM256 241H258L257 240V238L255 239ZM2 241H4V239H2ZM11 241V240H10ZM48 241V240H47ZM109 241H111V240H109ZM159 241V240H158ZM246 241V240H245ZM252 241H253V239H252ZM16 242H18L17 240H16ZM117 242V241H116ZM119 242V241H118ZM160 242H162V241H160ZM258 242H260V241H258ZM1 243H3V242H1ZM4 243H5V241H4ZM10 243V242H9ZM8 242H7V245L9 244ZM12 243V242H11ZM19 243V242H18ZM50 243V242H49ZM142 243V242H141ZM140 243V244H141ZM163 243V242H162ZM165 243V242H164ZM253 243H254V241H253ZM13 244V243H12ZM17 244V243H16ZM47 244H48V242H47ZM51 244V243H50ZM112 244V243H111ZM110 244V245H111ZM114 244V243H113ZM118 244V243H117ZM139 244V243H138ZM147 244H149V243H147ZM168 244L169 243H167V246H168ZM174 244V243H173ZM196 244V243H195ZM194 244V245H195ZM221 244V243H220ZM252 243H250V245H251ZM6 244H4V246H5ZM49 245V244H48ZM93 245V244H92ZM209 245V244H208ZM4 246H1V247H3L2 248V250L3 251H7L5 248H7V247H5L4 248ZM12 246V245H11ZM51 246V245H50ZM89 247V248H88ZM92 247V246H91ZM115 247V246H114ZM161 247V246H160ZM238 247V246H237ZM244 247V246H243ZM117 248V247H116ZM235 248H236V246H235ZM239 248V247H238ZM238 248H236L237 250H238ZM240 248H241V246H240ZM245 248V247H244ZM255 248V247H254ZM11 249V248H10ZM41 249V250H40ZM124 249V248H123ZM227 249V248H226ZM225 249V250H226ZM231 249V248H230ZM230 249H228V250H226V251H224L223 249V253H229L230 251H232V250H230ZM247 249V248H246ZM255 249H257V248H255ZM255 249H253V250H255ZM9 250V249H8ZM115 250V249H114ZM119 250V249H118ZM131 250H133V248L131 249ZM137 250L138 249H136L135 251L137 252ZM157 250V249H156ZM160 250V249H159ZM188 250V249H187ZM235 250V249H234ZM240 250V249H239ZM239 250H238V252H239ZM249 250H250V248H248V252H249ZM252 250V249H251ZM252 250V251H253ZM0 251H1V248H0ZM44 251H45V254L47 255V256H50V257H48V258H50V259H48V260H46L45 259V254H44ZM123 252V251H122ZM212 252V251H211ZM238 252H237V254H238ZM241 252H242V250H241ZM246 253V254H248L249 255V253ZM1 254H2V252H0ZM7 253H8V251H7ZM124 253H125V251H124ZM129 253V252H128ZM205 253V252H204ZM207 253H210V252H207ZM223 253L221 254V256L223 255ZM225 253V254H226ZM230 253H233V251L232 252H230ZM250 253H251V251H250ZM254 253V252H253ZM0 254V258H3L2 256H5V254L3 255H1ZM9 254V253H8ZM20 254V255H19ZM132 254H133V252H132ZM175 254V253H174ZM190 254V253H189ZM214 254H216L217 256L219 255V254H217V252L216 253H214ZM213 253H212V255H211V253H210V255L211 256H214V257H211V258H215L216 257V255H214ZM224 254V255H225ZM234 254V253H233ZM235 254H236V251H235ZM241 254V253H240ZM168 255V254H167ZM192 255V254H191ZM209 255V254H208ZM206 256V257H204V258H210L209 256ZM226 255H228V254H226ZM232 255V254H231ZM231 255H229V256H231ZM251 255V254H250ZM78 256H81V257H78ZM107 256V255H106ZM106 256H104V257H106ZM123 256V255H122ZM189 256V255H188ZM192 256H194V255H192ZM220 256V255H219ZM219 256L218 257H216L215 259H213V261L214 260H216L217 258H219ZM228 256V257H229ZM233 256H235V255H233ZM5 257H7V256H5ZM100 257V256H99ZM103 257V259H105ZM116 257V256H115ZM121 257V256H120ZM119 257V259H122V258H120ZM183 257V256H182ZM196 257V256H195ZM194 257V258H195ZM232 257V256H231ZM230 257V258H231ZM235 257H237L238 258V255L237 256H235ZM234 257V258H235ZM166 258H167V256H166ZM165 258V259H166ZM199 258V257H198ZM6 258H4V259H0V261L1 262H3L4 260H5ZM6 259V260H7ZM98 259V258H97ZM96 259V260H97ZM103 259H101L100 258V260L98 261V262H96L95 264H104V260ZM116 259V258H115ZM144 259V258H143ZM149 259H151V258H149ZM174 259V258H173ZM178 259V258H177ZM203 259V258H202ZM222 259V258H221ZM233 259V258H232ZM241 259H243V258H241ZM240 259V260H241ZM246 259H248V258H246ZM6 260H5V262H6ZM134 260V259H133ZM196 260V259H195ZM212 260V259H211ZM211 260H209L208 262H210ZM223 260H224V258H223ZM223 260H221V262L220 263H222L223 262ZM229 260V259H228ZM239 260V262H241V261H243V260H241L240 261ZM93 261H94V259H93ZM106 261H107V259H106ZM192 261V260H191ZM198 260H196V262H197ZM232 261V260H231ZM244 261H245V258H244ZM243 261V262H244ZM247 261V260H246ZM0 262V263H1ZM108 262V261H107ZM106 262V263H107ZM134 262H136V261H134ZM134 262H132V263H134ZM216 262V261H215ZM214 262V263H215ZM226 262V261H225ZM233 262H234V260H233ZM4 263V262H3ZM105 263V264H106ZM138 263V262H137ZM140 263V262H139ZM152 263V262H151ZM191 263V262H190ZM213 263V262H212ZM125 264V263H124ZM216 264V263H215ZM244 264H245V262H244Z\"/></svg>",
	"mask_w": 264,
	"mask_h": 264
},
{
	"label": "snow or ice",
	"instance_id": "snow-or-ice-1",
	"mask_svg": "<svg viewBox=\"0 0 264 264\" xmlns=\"http://www.w3.org/2000/svg\"><path fill=\"white\" fill-rule=\"evenodd\" d=\"M5 7H8L7 5H5ZM14 7V6H13ZM0 15H3V12H0Z\"/></svg>",
	"mask_w": 264,
	"mask_h": 264
}]
</instances>
